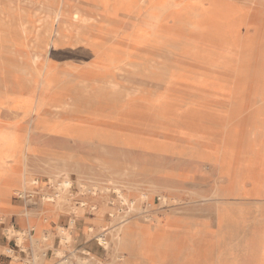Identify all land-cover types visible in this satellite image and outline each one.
I'll list each match as a JSON object with an SVG mask.
<instances>
[{
    "label": "bare ground",
    "instance_id": "1",
    "mask_svg": "<svg viewBox=\"0 0 264 264\" xmlns=\"http://www.w3.org/2000/svg\"><path fill=\"white\" fill-rule=\"evenodd\" d=\"M72 1L74 9L70 12L69 0H38L40 9L34 14L16 11L10 9L9 6H1L0 3V35L16 36L17 33L22 35L30 32L34 35L32 46L36 51L35 64L27 72L33 74L30 81L38 87V96L34 100L31 97L6 100L0 94V109L6 107L13 115V118H9L5 124L0 126V205L7 204L4 197L8 196L11 191L23 198L27 190L37 183L35 182L37 179L34 180L27 170L26 152L34 151L31 136L27 137V129H17V124L22 117L33 115V128L35 131L42 132L43 138L49 134L62 135L76 143L77 150L85 148L99 153L90 160L101 163L106 168L111 165L102 156L111 153L123 156V152L133 153L135 151L142 155L150 154L154 158L167 156L179 158L193 163L202 170L203 167H212L216 174L215 188L207 197L197 192L193 193L205 200L214 201L216 206L212 214L215 227L218 232L227 231L226 234L229 235L230 220L236 215L238 218H243L245 211L240 208L233 209L232 201L229 202L226 199L246 201L248 190L244 181L253 180L251 174L235 173L230 161L239 133L248 134V147L264 149V139L257 142L260 136H264V78L259 76L250 87L249 79L237 70L230 81L220 80L212 84L211 88L217 94L227 96L229 100L227 115L223 119L224 126L218 128L206 127L201 118L197 121L192 120V122L183 120L185 126V132H182L183 138L192 139L198 142V145L175 144L156 137L143 140L129 131L114 130L107 124L112 116L118 117L120 121L133 120L135 122V104L130 103L132 97L135 100V90L131 92L129 89L127 91L121 88L120 78L129 82L139 77L152 84L165 81L168 74V59L174 50L168 46H162L155 50L157 52L154 55L151 52H145L136 58L135 55L131 56L132 51L128 49V52L126 49L119 48L112 41L101 43L91 40L81 28L87 20L86 17L92 14L106 13L111 16L120 14L127 17L133 25L141 13L146 12L148 17L156 16L154 14L160 7L161 10L169 9L181 17L182 34L183 37H189L186 38L187 41H199L203 45L207 44L212 50H221L228 55L234 52L245 58L253 50L255 41L254 37L248 34V26L238 13L241 7L238 5L240 2L208 0L205 5L202 0H182V3L178 0H158V3L163 2V4L155 5L156 0ZM147 31L152 34L154 29L148 26ZM147 34L145 30L141 41L149 40V37L146 38ZM72 36L74 37L72 42L74 51L65 47ZM48 38H50L49 41H47ZM260 39V46L264 50V35ZM132 41L135 42V37L131 35L128 42ZM9 43L14 50L19 48V44L13 39ZM152 44L151 42L150 45ZM190 48H192L190 52L195 49L192 46ZM88 49L90 50L87 51ZM65 53L68 54L65 55ZM42 54L43 57L38 59V55ZM63 56L73 57V63L64 61L66 58ZM190 56L202 66H215L219 69L226 67L225 60L217 61L210 52L191 53ZM135 58L138 61H135ZM60 64H66V70L71 71L72 75L67 73L58 75L55 67ZM77 73H83V75L79 76ZM13 76L17 77V74L14 73ZM152 84L151 86H154ZM246 96L249 97L251 104L244 109L241 102ZM250 111H253V115L246 120H241L244 112ZM145 112L148 113V117H144L146 119L142 121L156 129L161 128L163 131L165 126L171 125L176 120L171 111L158 110L149 102L145 106ZM78 114H85L88 120H80ZM219 136H223L222 142L225 146L221 154L217 153L213 144H202L204 140L212 139L213 141L214 137ZM41 152L45 157L58 161L62 170H64L63 166L68 163L77 166L85 159L77 154V151L63 155L48 150H41ZM250 162H254V158ZM62 175L63 178L57 181L58 189L61 191L67 190L73 183L67 177V173ZM192 177L193 175H190L188 178ZM5 179L11 182L2 184L4 183L2 180ZM196 179L197 181L203 180ZM232 181L234 182L233 187L231 186ZM95 185L92 186L95 187ZM154 186L151 185V187ZM133 187L134 184L128 183L113 186L111 189L107 188V192L112 191L116 195L117 202L123 207L121 213H114L105 202L98 206L95 203L86 206L82 201L80 208L74 206L75 208L71 210L74 217L69 220V227L58 225L57 229L60 241L55 250V256L62 260L61 264H96L99 262L91 255L89 258L76 256L66 258L67 248L70 243L74 242L72 231L76 220L85 211L89 214L86 221L95 225L86 229V235L95 239L99 246L110 253L111 260L107 264H180L185 256L196 253L188 247L177 254L169 237L171 231L174 232V230L185 233L189 237L200 235L203 231L202 225L196 220L177 218L164 210L165 207L180 204V200L167 194L161 195L158 198L160 203L156 206L152 197L155 189L139 191V194L133 196L132 199L125 189ZM54 200L53 195L44 192L42 205H50ZM250 203L261 204L262 202L252 200ZM169 212L175 214L177 210ZM31 215V212H24L23 216L30 223H34ZM106 215H109V218H106ZM225 227L226 231H224ZM34 228L38 232L36 225L32 227ZM7 232L15 235L19 244L25 241L23 232L18 234L14 228H9ZM51 238L50 232L47 234L45 232L42 237L39 234L35 238L31 236L30 241L35 246L34 250L37 251L35 254L38 255L41 251V244L48 246L46 241ZM241 254L245 257L239 260L232 257L230 251L229 253L228 251L222 252L220 255L219 249L213 264H261L260 259L264 257V246L261 240L256 247L241 250ZM41 256L36 257L39 264H42Z\"/></svg>",
    "mask_w": 264,
    "mask_h": 264
},
{
    "label": "rangeland",
    "instance_id": "2",
    "mask_svg": "<svg viewBox=\"0 0 264 264\" xmlns=\"http://www.w3.org/2000/svg\"><path fill=\"white\" fill-rule=\"evenodd\" d=\"M202 1L205 5L208 2V0ZM234 1L240 2L238 5L241 7L238 13H240L241 19L248 26V34L253 36L255 41L253 50L245 58L234 52L228 55L221 50H212L207 44L203 45L199 41H187L186 38L189 37H183L182 34L181 17L178 14L172 13L169 9L161 10L158 7L154 14L156 16L152 15L150 17L146 15V12H143L135 19V24L133 25H131L127 17L120 14L118 16H111L106 13L97 12L98 14L86 17L87 20L81 29L89 36L88 38L101 43L112 41L119 48L132 51L131 56L135 55L136 58L145 52H151L154 55L157 52L155 50L162 46H168L174 50L170 53L172 56L168 59V74L165 81L152 84V82L139 77H135V80L131 79L129 82H125L120 78L119 85L121 88H124V90L129 89L131 92L133 89L135 90V100L132 97L130 101L132 105L135 104V122L133 120L129 122L120 121L118 117L112 116L107 121V124L112 129L129 131L143 140L156 137L175 144L183 143L195 146L198 145V142L183 138L182 132H185L183 120L192 122V120L197 121L201 118L208 128L224 126L222 123L227 115L226 109L229 100L227 96L217 94L211 88L212 84L220 80H224V82L230 81L237 70L249 79L250 87L253 86V82L257 81L259 76L264 78V50L260 46V38L264 35V0ZM178 2L182 3V0H178ZM0 3L1 6H9L10 9L29 14L38 13L40 9L38 0H0ZM154 4L161 5L163 2L158 3V0H156ZM73 5V1L69 0L70 12L74 9ZM144 19L145 22L142 23ZM148 26L154 29L152 34L147 31ZM145 30L148 33L146 38L149 37V40L143 42L141 41V36H143ZM131 35L135 37V42H128ZM33 38L32 32L22 35L17 33L16 36L0 35V94L6 100L10 98L24 99L26 97H31L34 100L38 96V87L30 81L33 74L27 72L35 64L36 51L32 46ZM11 39L19 44L17 50L11 47L9 43ZM49 40L50 38L47 39V41ZM69 40L65 47L68 50H73L72 42L74 41V37L72 36ZM151 42L153 43L152 46L150 45ZM191 46L195 48L193 52H190ZM208 52L212 53L217 61L225 60V69H219L215 66H202L198 61L192 60V56H190L191 53ZM84 55L87 56L86 54ZM38 56V59H40L43 57V54ZM64 58H66L67 62L73 63L74 61L73 57L65 56ZM136 58L135 61H138ZM87 61L89 62V60ZM58 66L56 65V67ZM14 73L17 74V77L13 76ZM151 84L154 86H151ZM248 96L241 102L244 105V109L248 108L251 104ZM148 102L153 104L154 108L158 110L171 111L176 120L171 125L165 126L164 131L161 128L156 129V127L145 124L142 120L148 117V113L145 112V106ZM252 112H244L241 120L250 118L253 115ZM78 116L81 118L80 120H88L85 114H78ZM11 117L13 118V115L10 114L6 107L1 108L0 126L5 124ZM17 129H27L31 134V144L34 151L26 152L28 158L27 170L34 180L37 179L35 181L37 183L27 190L23 198H20L17 194H15V198L13 196L12 198L24 202L27 208L38 210L42 214L41 217L43 216L41 222L52 225L46 231L39 233L32 230V227L20 229L18 224L8 221L9 216L0 215V262L2 263L11 261L15 264H39L37 259L39 256L42 255L43 259L47 255L55 256V250L60 241V236L57 233L58 225L64 226L65 224L68 227L69 220L74 217L71 214V210L75 207L80 208L82 201L89 204L95 203L97 206L105 202L114 213H121L123 207L117 202L116 195L112 191L107 192V188L111 189L113 186H121L128 183L134 184L133 188L125 189L130 198L133 199V196L139 194V191L155 189L156 191L152 197L153 203L156 206L160 203L158 198L161 195L167 194L170 197L179 199L180 204L165 207L164 210L166 212L177 218L196 220L202 225L203 231L201 234L191 237L178 230L171 231L169 237L172 241L173 249L177 254L188 247L196 251V253L184 257V264H206L207 262H213L216 260V256H218L219 249L220 255L222 252L226 253L228 251L229 253L230 251L232 252V257L242 260L245 256L241 254V250L256 247L260 240L262 246H264V149L248 147V134L245 132L239 133L230 161L235 173L251 174L253 180L248 179L244 181L248 190L246 201L239 202L232 198L226 199L229 202L232 201L233 209L240 208L245 211L243 218H238L237 215L233 216L229 222L231 228L229 235H227L226 227L225 230L223 228L226 232L222 233L221 231L218 232L215 227V220L212 214L216 206L214 201L205 200L193 193L197 192L199 195L207 197L215 188L214 181L216 174L212 167H203L202 170L201 168H197L198 166L193 163L179 158L170 156L154 158L150 154L142 155V153L135 151L133 153L123 152V156L117 153L102 156L111 165L106 168L101 163L90 160L93 156L99 155V153L85 148L77 150L76 143L72 140L68 141V143L61 141L62 143L59 144L55 141L39 137V131H35L33 128V115L22 117L17 124ZM222 139L223 136L214 137L213 141L212 139H208L209 141L204 140L202 144H213L217 153L221 154L225 149ZM260 139H264V136H260L257 142ZM52 148L57 149V151L50 150V152L62 153V155L71 151H77L76 153L85 159L77 166L73 163H68L64 165L65 167L63 166L64 170H62V166L58 165V161L45 157L43 152H41V150ZM252 158H254V162H250ZM63 173H67V177L73 183L70 188L61 191L58 189L57 181L63 178ZM190 175H193V177L188 178ZM196 178L203 180L197 181ZM7 181L10 183L9 181L11 180ZM232 182L231 186L233 187L234 182ZM222 183H226V181H222ZM81 185L84 186L81 187ZM92 185H95V187ZM151 185L155 186L151 187ZM44 192L55 197V200L50 205H42ZM252 200L262 203H250ZM49 206L53 209V217L42 213L45 211L42 209ZM174 209L177 210V212H174L175 214L169 212ZM190 210L192 213L189 212ZM106 216V218H109V215ZM86 217L79 215L76 223L78 220L83 222L86 220ZM16 218L18 220L20 216ZM9 228H14L18 231V234L19 232L25 234V241L21 243L22 245L19 244L15 235L7 232ZM45 232L46 234L50 232L52 238L46 241V244H49L48 246L41 244V251L37 255L35 254L37 251L34 250L35 246L31 243L28 235L35 238L39 234L42 237ZM86 234L85 231L82 232L78 229L77 231H72L74 242L70 243L67 248V259L71 256H86L85 245L90 244L92 247H99V251L101 250V246L95 242V239L88 237ZM101 256L105 259L99 263L104 264L111 260V255L107 250H102ZM61 261L58 260L56 264H61Z\"/></svg>",
    "mask_w": 264,
    "mask_h": 264
},
{
    "label": "crops",
    "instance_id": "3",
    "mask_svg": "<svg viewBox=\"0 0 264 264\" xmlns=\"http://www.w3.org/2000/svg\"><path fill=\"white\" fill-rule=\"evenodd\" d=\"M64 61H66V60H64ZM63 65H66V64H60L58 67H56V73L58 75H62L64 73H67L69 75H72V72L71 71L69 72V71L66 70L67 65L66 66H63ZM61 66H63V67H61ZM83 67H85V66H83ZM78 75L79 76H82L81 74H78ZM38 135H39V137H42L43 134H42V132H39ZM30 136H31V134H30V132H28L27 137H30ZM42 139L55 141V142H57L59 144L62 143V142H64V141H66L65 143H68V141H70V139H68V138H66V137H64L62 135H58V134H49L48 136H46L45 138H42ZM50 150L51 151H57V149H53V148L52 149H48V151H50ZM7 180H9V179L2 180L4 183H2V181H1V183L2 184L8 183ZM9 182H11V181H9ZM11 189L14 190L15 188H11ZM12 196L15 198V193L11 191L8 196H5L4 197V200H5V202H7V204L0 205V215H7V216H9L10 218H9L8 221H11L12 223L18 224L20 229H23L24 227H33L34 225H36L38 227V232L39 231H45V230L48 229V227L50 225H47L45 222L44 223L41 222L43 216L41 217L42 214L39 213L38 210H36L34 208L33 209L32 208H27V205H25L24 202L18 201L17 199L14 200V198H12ZM85 204H86V206L90 205L89 203H85ZM24 210H26V211H24ZM42 210H45L42 213H44L45 215H47L49 217L53 216V214H54L53 209L50 206L49 207H46V208H44ZM24 212H31L32 213L31 216L34 218V223H30L29 220L26 217L23 216L24 215ZM81 215H83L85 217V216H88L89 214H88L87 211H85L84 213L80 214V216ZM17 216H20V219L17 220V218H16ZM12 226H14V224H12ZM91 226H95V225H92V223H90V222H88L86 220H84L83 222H80L78 220V222L74 225L75 229L73 228V232L75 230L77 231V229L79 231L84 232V231H86V229L88 227H91ZM64 227H66L65 224H64ZM68 227H69V225H68ZM32 230H34V231L37 232L36 228H34ZM28 236H29V238L31 237L30 235H28ZM84 247L86 249L85 251L87 252L86 253V256H84V257L76 256V257H79V258H89V256L91 255L96 260H98L99 262H101V261H103L105 259L103 256H101L102 250L104 251V249L102 247H100L101 248L100 251H99V247H92L91 245H85ZM95 251H96V253H95ZM58 260H60V258L57 259L55 256L47 255L43 259L42 264H56V262ZM99 262L96 263V264H102V263H99ZM213 262H207L206 264H213ZM260 262H261V264H264V259L263 258L260 259ZM0 264H15V263H12L11 261H8L6 263L0 262ZM104 264H107V262H105ZM180 264H184V262H182Z\"/></svg>",
    "mask_w": 264,
    "mask_h": 264
}]
</instances>
